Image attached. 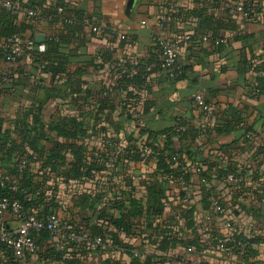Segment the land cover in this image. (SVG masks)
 <instances>
[{
    "label": "crops",
    "instance_id": "0c3cea01",
    "mask_svg": "<svg viewBox=\"0 0 264 264\" xmlns=\"http://www.w3.org/2000/svg\"><path fill=\"white\" fill-rule=\"evenodd\" d=\"M15 1L47 10L61 3L69 10L81 11L90 18V27L133 39V47L116 40L111 50L116 58L128 62L131 76L137 77L146 68L152 69L143 87L129 94L118 86L106 62L113 56L107 51L108 41L103 35L94 34L90 27L87 32L77 34L70 44L61 46L60 51L69 62L67 74L58 77H53L50 71L38 70L25 58L18 63H7L1 52L8 41L0 37V77H13L0 83V132L11 141L21 143L19 124L22 121L33 124L37 119L45 126L66 124L67 130L76 134L75 139L58 138L49 133L41 143L42 148L49 151L56 143L75 144L85 161L103 154L115 159L104 177L67 180L59 174L51 180L58 187L56 214L60 220L79 229L100 223L113 242L107 251L91 250L89 255L70 251L65 261L58 264H146L152 254L180 258L166 264H264V96H252L248 86L254 77L240 68L244 59L264 62V10L256 20L243 22L229 14L234 0ZM261 5L264 8V0ZM200 14L222 25L218 36L227 38L226 44L216 46L196 36ZM180 15L183 19L178 18ZM167 17L173 21L168 35L178 42V64L183 68L180 78L157 66L159 49L154 38L161 33L158 22ZM15 23L19 28L28 26L16 37L23 43L32 40L38 54L47 52L50 38L65 34L62 24L51 25L45 19L17 16ZM2 27L0 12V32ZM190 35L192 39L187 40ZM196 95L212 106L211 115L204 113L195 102ZM135 114L141 116V126L134 121ZM177 120L187 130L203 132L202 136L185 143L191 152V163L203 165L205 169L209 164L230 163L248 179L243 198L231 190L222 198L231 209L235 204L242 207L236 230L256 240L250 254H227L213 243L207 231L224 238L229 236V231L219 227L214 219L212 223L206 221L215 211L200 197L199 186L185 190L170 187L158 172L157 159L125 157L130 144L139 147L147 140L146 136L142 139L143 132L171 130ZM163 142V138L158 142L161 147ZM180 147L177 144L176 149ZM67 157L72 160L73 152L69 151ZM1 167L3 174L13 169L8 162H3ZM156 185L167 188L161 199V216L150 209L149 188ZM121 196L126 201L139 200L145 214L135 221L136 227L130 235L110 227L100 218L106 215L113 220L120 219L121 212L115 208V201ZM5 221L11 229L19 227L9 214L5 215ZM164 233L166 237L170 235L191 245L183 248L176 244V250L160 253L157 246L162 244ZM46 244L39 243L37 256L27 263L17 259L7 261L1 254L0 264H46L50 258Z\"/></svg>",
    "mask_w": 264,
    "mask_h": 264
},
{
    "label": "trees",
    "instance_id": "16d2710c",
    "mask_svg": "<svg viewBox=\"0 0 264 264\" xmlns=\"http://www.w3.org/2000/svg\"><path fill=\"white\" fill-rule=\"evenodd\" d=\"M197 1L201 2L200 0ZM234 1L246 5V8L249 9L252 14L251 21L256 20V16L260 15L261 11L264 10V8L261 6V0H258L256 2H252L251 0ZM24 7L35 10L38 13V18L32 20L45 19L51 25L60 23L64 26L65 31V34L61 33L50 38L48 42V50L45 54H38L37 52H35L34 46L27 50V53H29L32 57V66L36 67L38 70L43 69L44 71H50L53 77L67 74V64L69 60L66 55L61 53L60 48L62 45L70 44V42L75 39V36L77 34L87 32L88 27L92 26V24L90 23V18L85 16V14L81 11L71 9L69 10V8L61 3H59L55 7H50L48 10L41 9L36 5H29ZM59 9L62 10L61 14L59 13ZM0 12L3 18V27L2 31L0 32V37L8 41L6 49L1 52V57L5 60L6 53L12 50L11 45L9 44V40L13 39L16 36H19L21 32H24V30L28 29V26L24 25L23 28H19L15 23V21L17 20V16L12 15L5 9H0ZM183 17V15L178 16L179 19H183ZM68 21H71L73 24L68 23ZM87 21H89L91 25L89 23L86 24ZM92 28L96 27L94 26ZM221 28L222 25L220 23L207 16L202 17V14H200V26L198 28L196 36L201 39L209 34L212 36L213 42H216L217 40L223 39L219 38L218 36ZM103 38L108 41L110 49L107 51L111 53L113 45L118 39L113 37V35L108 31L104 32ZM28 42H25V44H27ZM156 46L159 49V59L157 62L158 69L169 71L172 75H176L177 73H179L174 69L172 70L162 68L160 47L157 43ZM112 55L114 57L112 56L110 59H106V62H108L107 64L110 68V72L115 77L118 86H120L123 91H126V88H124L125 84L143 87V85L146 83L147 78H149L152 69L145 67L146 69L143 74L136 77L131 76L132 70L129 66L130 70L128 71V73L122 79H119L118 73L114 72L111 69L112 64L118 61V58H116L115 53H113ZM21 59H24V57L17 58L15 62L18 63L21 61ZM240 68L243 73H251L254 77V81L251 82L248 86L252 96H264V62H255L254 60L248 61L247 59H244L240 64ZM148 69H150V71H148ZM182 75L183 68L181 67V72L177 78H180ZM4 77L5 76L0 77L1 84L2 82H4ZM6 77H8L7 79L10 80H12L13 78L11 75H6ZM133 93L135 92H130L129 94ZM202 111L204 112L203 109ZM19 128L20 134L22 136L21 143L11 141L5 136V134H2L0 132V180H5L4 187H0V202L5 199L11 201H19L23 205V209L26 215H36L38 216V218H42L45 220H48L53 216H57L56 211L57 207H59V202L57 201L58 199L56 196V192L58 191V187L57 185H53L52 183H50L53 177L58 176L59 174L67 180L86 179L96 175L104 177L111 168L106 165V162H108L111 157L103 154L96 156L91 161H85L81 154V151L76 149L75 144L56 143L54 147L49 151H46L44 148H42L41 143L46 139V136L49 133L56 134L58 138L74 140L76 134L71 133L69 130H67L66 124H61L60 126H45L43 124H39L38 120L35 119L33 124H29L25 121L20 122ZM202 135L203 132H193L191 130L185 129V126L182 124V122L180 120H177L175 128L171 130L161 133L143 132L142 139L145 136L147 137L145 146L150 150L149 157H146L144 153H141L139 147L133 144H130V147L126 152H124V155L127 159H157L158 172L161 173L162 178L167 179V183L170 187L179 186L181 178L183 179L187 188L191 187L194 189V187L198 188L199 186L198 192L200 193V197L207 202L208 206H211L212 208L213 206L209 200L211 196L210 192L211 190L217 189L220 204L228 210V213L230 214L232 219L233 227L231 232L229 231L228 233L229 236H227L226 238L218 234L216 236L214 231L213 233H209L207 231V233L211 236L213 243L217 244V247L219 249L222 242L226 243V251L224 253L230 252L232 255L245 256L251 253L252 245L256 242V240L248 237L247 235H243L241 233L239 234L237 232V217L240 216L242 207L238 204H235L231 209L224 203V200L222 198L223 194H225V192L229 189L225 184L226 172L219 168L223 167L229 171H237L242 174L244 173L230 163L222 164L219 166L216 164H209V166H206V169L203 165H196L195 163H191V152L189 150V147H187L185 143L193 140V138H197ZM162 138L164 142L163 146L161 147L158 142ZM177 144H181L180 150L176 149ZM69 151H72L74 154V158L70 161L67 157ZM183 155L186 157H184ZM174 159L182 164L181 167L175 168L174 165L176 161ZM23 161L26 162V167L21 171L19 169V166ZM3 162L12 164L13 169H9L7 173L3 174L1 167V164ZM207 173H209L210 175H207ZM202 179L207 180L208 184L210 185V189H208L201 183ZM166 191L167 188L165 186L160 187L159 185H156L149 188V193L151 195L150 209H154V214H156L157 216L162 215L163 209L161 199L164 198L163 195L166 194ZM182 197H185V195L182 194ZM126 203H129V206H127ZM115 208L121 212V217L119 220H113L112 218L106 217V215H103L100 218L102 219V221H105L106 224L110 227H113L120 232L122 231L126 235L132 234L133 230L136 227V225L134 224L135 221L137 219H142L145 215L143 213L144 211L142 207L140 206L139 200L128 199L126 201V198L121 196L119 200L115 201ZM149 214L150 213L148 212L147 216H150ZM211 219L212 221L214 219L219 227L221 226L217 220L216 213L215 215H213V217H211ZM63 223L66 224L65 222ZM98 224L94 225L92 228L83 229L71 228L70 224L66 225L67 231H88L92 239L99 238L108 247H110L111 245H113V242L110 241V237L108 236L104 226H100ZM165 234L166 233H164L161 237L163 240L162 244H160L159 248L157 246V250L161 251L160 253L168 254L176 250L178 248L176 244L182 245L179 247L183 248L191 245L186 244L185 242L183 243L182 241H179L170 235H167V238ZM32 237L37 246V254L39 252V243H47L46 245L48 247L50 258L46 264H51L53 262L58 264L62 261H65L70 251L73 254L74 251H76L82 256L92 253V251L89 250L86 246L77 249L76 245L73 243L68 244L66 253L57 252L52 248L50 244L52 238L50 236V233L46 230H43L41 232H34ZM59 240L60 239H55L53 241L57 242ZM241 244H246L248 247V251L240 250ZM0 252L3 253L4 259H6L7 261L16 260L13 254L2 246H0ZM172 259L178 261L180 258H178L177 256L169 258L165 256L159 257L156 256V254H152L146 264H166L167 262H169V260L171 262ZM29 260L27 262H29Z\"/></svg>",
    "mask_w": 264,
    "mask_h": 264
},
{
    "label": "built area",
    "instance_id": "2783aa9c",
    "mask_svg": "<svg viewBox=\"0 0 264 264\" xmlns=\"http://www.w3.org/2000/svg\"><path fill=\"white\" fill-rule=\"evenodd\" d=\"M204 2L205 0H200ZM252 2H256L258 0H251ZM262 2V0H261ZM262 6V5H261ZM0 9H5L9 13L14 16L23 17L25 19H37L38 13L35 10L28 9L21 5L19 2L15 0H0ZM59 13H62V10L59 9ZM229 14L231 16L239 18L243 22H250L252 19V14L249 9L246 8V5L243 3L234 2L231 4L229 9ZM67 22V21H66ZM172 18H162L158 22V28L161 33L157 35L154 40L159 45L161 51V66L163 69H174L177 70L176 77L179 76L181 72V66L178 64V54L176 50V46L178 42L168 35V32L171 29ZM68 23L73 24L71 21ZM93 33L96 35H103L105 30L102 28H90ZM113 37L118 40H123L127 43L129 47H133L135 45L132 38L121 35L119 33L110 32ZM233 35H231L232 37ZM187 40H191L192 36H187ZM200 39V38H199ZM204 42L212 41L216 46L226 44L228 42L227 38H223L221 40H217L213 42L211 35H206L201 38ZM9 44L11 45L12 50L5 55V60L8 63H14L17 58H25L29 64H32V57L27 50L33 47L34 42L30 41L27 44L23 43L20 37H14L9 40ZM109 46V45H108ZM110 49V46L108 47ZM111 69L114 72L118 73V78L122 79L130 70L128 62L123 59H118L115 63L112 64ZM150 71V69H148ZM8 77H4L3 81L7 82ZM126 93L136 92L139 89V86H134L130 84H125ZM195 102L204 110V112L208 115L213 113V108L205 104L204 99L200 95H196L194 97ZM137 125L141 126L143 121L139 114H135V120ZM146 140L139 144V149L141 153H144L146 157L150 156V150L145 146ZM175 160V159H174ZM114 159L110 158L106 165L110 168L114 164ZM176 161V160H175ZM181 163L176 161L175 168L181 167ZM26 167V162L23 161L19 169L22 171ZM219 169L226 172L225 176V184L228 186V189L234 191L241 198L245 195L246 186L248 183V179L246 176L237 171H229L223 167ZM201 183L210 189V185L207 180L202 179ZM5 180H0V187H4ZM179 189H187L183 179H180ZM210 202L215 210L217 220L220 223L221 227L231 231L232 230V219L228 210L224 208L220 204V200L218 199V191L217 189L211 190ZM190 195H187L189 198ZM170 200L175 201V197L170 196ZM9 214L13 218L15 222L19 224L17 229H11L5 221V215ZM207 222H211L212 219L209 217L206 220ZM46 230L50 233V236L53 240L60 239L57 242H54L52 239L50 244L52 248L61 253L67 252L68 244L73 243L76 245L77 249L80 247L86 246L89 250H101L107 251L109 247L101 240V239H92L91 235L88 231L77 232L67 231V225L64 224L58 216H53L48 220L38 218L36 215H26L23 209V205L19 201H11L8 199L2 200L0 202V246L6 248V250L10 251L14 258L20 260L22 262H27L30 258H33L37 255V246L32 237L34 232H41ZM226 243L222 242L220 244V250L225 252ZM240 250L248 251V247L246 244L240 245ZM228 252V251H227ZM228 252L227 254H229ZM3 253L0 252V255ZM51 264H57L55 262Z\"/></svg>",
    "mask_w": 264,
    "mask_h": 264
}]
</instances>
